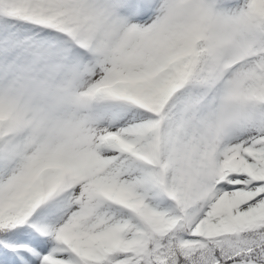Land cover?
I'll use <instances>...</instances> for the list:
<instances>
[{"label": "snow or ice", "instance_id": "1", "mask_svg": "<svg viewBox=\"0 0 264 264\" xmlns=\"http://www.w3.org/2000/svg\"><path fill=\"white\" fill-rule=\"evenodd\" d=\"M0 264H264V0H0Z\"/></svg>", "mask_w": 264, "mask_h": 264}]
</instances>
